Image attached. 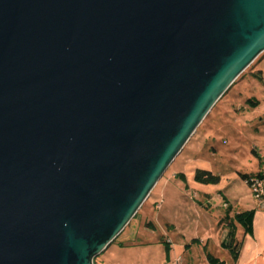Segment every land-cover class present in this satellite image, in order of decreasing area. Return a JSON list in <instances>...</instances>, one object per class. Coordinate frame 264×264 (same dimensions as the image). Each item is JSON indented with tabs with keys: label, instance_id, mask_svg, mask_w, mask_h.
Segmentation results:
<instances>
[{
	"label": "water",
	"instance_id": "water-1",
	"mask_svg": "<svg viewBox=\"0 0 264 264\" xmlns=\"http://www.w3.org/2000/svg\"><path fill=\"white\" fill-rule=\"evenodd\" d=\"M264 52V0H0V264H93Z\"/></svg>",
	"mask_w": 264,
	"mask_h": 264
},
{
	"label": "rangeland",
	"instance_id": "rangeland-1",
	"mask_svg": "<svg viewBox=\"0 0 264 264\" xmlns=\"http://www.w3.org/2000/svg\"><path fill=\"white\" fill-rule=\"evenodd\" d=\"M196 170L219 182H196ZM257 172L264 174V52L213 106L93 264H204L206 252L225 261L218 245L228 229L224 216L251 208L255 197L242 175Z\"/></svg>",
	"mask_w": 264,
	"mask_h": 264
},
{
	"label": "crops",
	"instance_id": "crops-1",
	"mask_svg": "<svg viewBox=\"0 0 264 264\" xmlns=\"http://www.w3.org/2000/svg\"><path fill=\"white\" fill-rule=\"evenodd\" d=\"M225 202L231 210L230 203ZM250 210H253L251 233L245 234L239 226H235L234 239L238 243L236 259L233 260L227 249L221 246V242L218 243L219 248L228 255L222 261L224 264H264V200L255 199L251 208L246 211Z\"/></svg>",
	"mask_w": 264,
	"mask_h": 264
},
{
	"label": "trees",
	"instance_id": "trees-1",
	"mask_svg": "<svg viewBox=\"0 0 264 264\" xmlns=\"http://www.w3.org/2000/svg\"><path fill=\"white\" fill-rule=\"evenodd\" d=\"M258 164H261L259 162ZM249 178H257L258 180L264 182V174L262 172H257L253 175H242V180L245 182ZM194 180L200 184L204 185H215L219 182V177L211 174L208 171L196 170L194 173ZM264 186V184H263ZM264 200V199H263ZM262 200V201H263ZM227 210H230L229 208ZM253 218V210L243 211L235 214L234 218L229 217V215L224 216L223 221H227V231L224 240L221 242L227 251L231 254L232 259H236V251L238 248V243L234 239L235 226H239L243 233H251V223ZM206 264H224L219 258L211 255L210 253L205 254Z\"/></svg>",
	"mask_w": 264,
	"mask_h": 264
},
{
	"label": "built area",
	"instance_id": "built-area-1",
	"mask_svg": "<svg viewBox=\"0 0 264 264\" xmlns=\"http://www.w3.org/2000/svg\"><path fill=\"white\" fill-rule=\"evenodd\" d=\"M245 183L252 190V193L256 200L262 201L264 199V182L258 180L257 178H249Z\"/></svg>",
	"mask_w": 264,
	"mask_h": 264
}]
</instances>
